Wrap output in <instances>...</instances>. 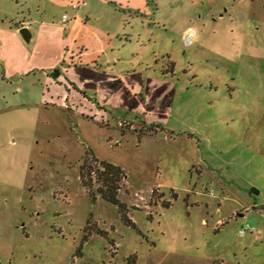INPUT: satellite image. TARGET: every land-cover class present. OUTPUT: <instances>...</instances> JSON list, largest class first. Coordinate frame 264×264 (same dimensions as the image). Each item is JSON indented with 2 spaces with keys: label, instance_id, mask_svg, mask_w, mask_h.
Instances as JSON below:
<instances>
[{
  "label": "rangeland",
  "instance_id": "obj_1",
  "mask_svg": "<svg viewBox=\"0 0 264 264\" xmlns=\"http://www.w3.org/2000/svg\"><path fill=\"white\" fill-rule=\"evenodd\" d=\"M0 264H264V0H0Z\"/></svg>",
  "mask_w": 264,
  "mask_h": 264
},
{
  "label": "trees",
  "instance_id": "obj_2",
  "mask_svg": "<svg viewBox=\"0 0 264 264\" xmlns=\"http://www.w3.org/2000/svg\"><path fill=\"white\" fill-rule=\"evenodd\" d=\"M80 176L83 185L87 188L94 201L100 195L107 202L119 205L121 217L125 224L136 227V224L128 216L126 204L119 197L123 181L126 178V173L122 166L106 159H99L92 149H88L86 157L80 166ZM95 183H98L96 188H94ZM88 224H91V220L88 221ZM81 249L82 245H80L77 252Z\"/></svg>",
  "mask_w": 264,
  "mask_h": 264
},
{
  "label": "crops",
  "instance_id": "obj_3",
  "mask_svg": "<svg viewBox=\"0 0 264 264\" xmlns=\"http://www.w3.org/2000/svg\"><path fill=\"white\" fill-rule=\"evenodd\" d=\"M78 16V15H76ZM75 26H78V29L76 31V37L77 35H81L82 34H78L79 33V29L81 30H84V25H82V23H80V21L76 20V22L74 23H71V27L74 29ZM21 27H24V25H22ZM83 28V29H82ZM31 33V32H30ZM86 33H83V35H85ZM183 37H185V39L189 42V43H193L197 40H199V30L198 28H186L184 30V34H183ZM31 39H33V34H31ZM30 39V40H31ZM81 62V61H80ZM62 68V71H65V73L67 72L66 75L68 76H65V79L68 77V78H71L70 79V83L71 81L73 82L72 84L77 87V81L79 82V79L80 77L82 76V74H84V72H91V73H96L98 71V68L96 67H93V65L87 63L85 64L84 62H81V63H78L76 61H72L71 64L67 65V66H63L61 67ZM64 72H62V74L59 75V78H63L64 77ZM67 84H68V81H67ZM81 85V84H80Z\"/></svg>",
  "mask_w": 264,
  "mask_h": 264
},
{
  "label": "water",
  "instance_id": "obj_4",
  "mask_svg": "<svg viewBox=\"0 0 264 264\" xmlns=\"http://www.w3.org/2000/svg\"><path fill=\"white\" fill-rule=\"evenodd\" d=\"M20 32H21V34L23 35V37H24L27 41H30V39H31V33H30V31H29L28 28L23 27V28L20 29Z\"/></svg>",
  "mask_w": 264,
  "mask_h": 264
},
{
  "label": "built area",
  "instance_id": "obj_5",
  "mask_svg": "<svg viewBox=\"0 0 264 264\" xmlns=\"http://www.w3.org/2000/svg\"><path fill=\"white\" fill-rule=\"evenodd\" d=\"M74 6H77V5L74 4ZM63 25L66 29L69 28L71 25V22L69 21V16L67 14H64V16H63ZM241 232H243V231H241Z\"/></svg>",
  "mask_w": 264,
  "mask_h": 264
}]
</instances>
